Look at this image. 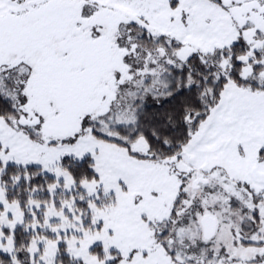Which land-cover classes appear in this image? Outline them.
Instances as JSON below:
<instances>
[{
    "label": "snow or ice",
    "instance_id": "snow-or-ice-1",
    "mask_svg": "<svg viewBox=\"0 0 264 264\" xmlns=\"http://www.w3.org/2000/svg\"><path fill=\"white\" fill-rule=\"evenodd\" d=\"M0 264H264V0H0Z\"/></svg>",
    "mask_w": 264,
    "mask_h": 264
}]
</instances>
